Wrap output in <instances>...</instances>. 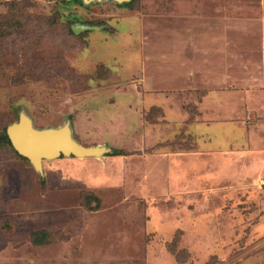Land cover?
Instances as JSON below:
<instances>
[{
    "label": "rangeland",
    "instance_id": "obj_1",
    "mask_svg": "<svg viewBox=\"0 0 264 264\" xmlns=\"http://www.w3.org/2000/svg\"><path fill=\"white\" fill-rule=\"evenodd\" d=\"M253 80L264 0H0V133L23 112L106 150L40 172L0 140V264H264V99L203 108Z\"/></svg>",
    "mask_w": 264,
    "mask_h": 264
},
{
    "label": "water",
    "instance_id": "obj_2",
    "mask_svg": "<svg viewBox=\"0 0 264 264\" xmlns=\"http://www.w3.org/2000/svg\"><path fill=\"white\" fill-rule=\"evenodd\" d=\"M85 3L101 0H82ZM128 2L130 0H114ZM89 27L72 26L74 34ZM6 135L13 150L26 158L33 168L41 172L42 162L60 156H75L79 158L98 156L106 150L99 147H84L78 144L71 136V130L66 123L58 128L38 129L33 126L31 119L20 113L18 120L6 128ZM264 186V182H263Z\"/></svg>",
    "mask_w": 264,
    "mask_h": 264
},
{
    "label": "crops",
    "instance_id": "obj_3",
    "mask_svg": "<svg viewBox=\"0 0 264 264\" xmlns=\"http://www.w3.org/2000/svg\"><path fill=\"white\" fill-rule=\"evenodd\" d=\"M173 59H174V61H177L178 60V54L174 55V57L172 56L171 60H173ZM170 62H173V61H170ZM183 67H184V74H186V76H184V78H185V81H187L193 74L191 72H189L190 67H188V68L186 66H183ZM179 69H181V66L179 67ZM201 80H203V79L201 78ZM176 82H177L176 86H178V84H181L180 81L176 80ZM256 82L257 81L253 80V84H252L251 88H248V90H233V91H230L229 89L225 90L222 88V86L225 82H218L217 81L216 85L213 84L214 86H212L210 84L211 86H209V87H215V88L209 89L211 92L208 91L209 92V93L207 92L208 95H206L204 98V99H206L204 102L206 105L203 106V108L205 110V114H204L205 116L204 117L207 116L210 118L213 115L217 116L215 111L221 110V109L222 110L231 109L232 114L239 115V113L241 111L245 112V109H244L245 104L248 106L249 109L253 105L260 104L259 101L264 99V95L256 97V95H255L256 92H254V93L251 92V91H253L252 88H254L253 85H255ZM247 92H249V93L251 92V94H249ZM261 98H263V99H261ZM216 118H218V117H216ZM210 124L208 126L203 125V128L202 129L200 128V130H203V132H206L209 135L211 132L213 133V132H217V131H219V132L225 131L227 133H231V131H232L231 127L224 125V123H221V121L220 122H214L213 125H212V123H210ZM236 126H237L236 128L240 127L239 125H236ZM217 128H220V130H218ZM94 160H95L94 164H96L97 167L102 166L104 168H106V165H108L110 162L115 163L118 166L122 162V159L120 157H115V159H107L106 157H103V158L94 159ZM118 174L120 175L121 173H118ZM96 176H98V173ZM103 180L109 181L110 183H108V184H110V185H118L121 183L120 179L119 178L116 179L114 176H110L108 179L107 178H102V180L99 179V181H103ZM100 184H102V183H100Z\"/></svg>",
    "mask_w": 264,
    "mask_h": 264
},
{
    "label": "trees",
    "instance_id": "obj_4",
    "mask_svg": "<svg viewBox=\"0 0 264 264\" xmlns=\"http://www.w3.org/2000/svg\"><path fill=\"white\" fill-rule=\"evenodd\" d=\"M75 1H79V0H75ZM0 140H1L2 144L7 145L9 148L13 149L12 146H11V144H10V141H9L7 135H6V129L3 130V131L0 133ZM13 151H14V150H13ZM14 152H15V151H14ZM15 154H17V153L15 152ZM17 155H18V154H17ZM118 155H122V153H120V151H117V150H112L111 152H109V153L107 154V156H118ZM18 156L21 157V158H23V159H26V158H24V157H22V156H20V155H18ZM26 160H27V159H26ZM82 193H83V192H82ZM82 193H81V194H82ZM96 207H97V206H96ZM33 236H35V234H33Z\"/></svg>",
    "mask_w": 264,
    "mask_h": 264
}]
</instances>
